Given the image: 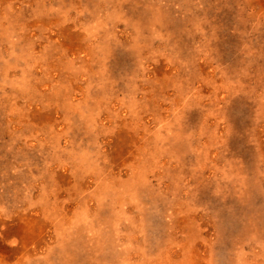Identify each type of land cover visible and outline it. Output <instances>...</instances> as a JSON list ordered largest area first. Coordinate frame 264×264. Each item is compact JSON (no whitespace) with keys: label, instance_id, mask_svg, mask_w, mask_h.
Here are the masks:
<instances>
[{"label":"rangeland","instance_id":"obj_1","mask_svg":"<svg viewBox=\"0 0 264 264\" xmlns=\"http://www.w3.org/2000/svg\"><path fill=\"white\" fill-rule=\"evenodd\" d=\"M0 264H264V0H0Z\"/></svg>","mask_w":264,"mask_h":264}]
</instances>
